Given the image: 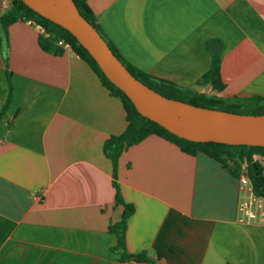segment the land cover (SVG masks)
Wrapping results in <instances>:
<instances>
[{"label": "crops", "instance_id": "obj_1", "mask_svg": "<svg viewBox=\"0 0 264 264\" xmlns=\"http://www.w3.org/2000/svg\"><path fill=\"white\" fill-rule=\"evenodd\" d=\"M87 4L140 70L208 95L264 96V0ZM39 32L15 21L0 45V107L6 69L12 84L0 117V264H124L110 249L116 236L107 227L123 207L114 203L102 149L124 130V108L72 49L42 50ZM213 39L221 44V91L197 82L216 54L207 46ZM117 180L134 206L128 251L146 250L161 264H264V211L238 221L237 176L212 157L151 134L120 154Z\"/></svg>", "mask_w": 264, "mask_h": 264}, {"label": "trees", "instance_id": "obj_2", "mask_svg": "<svg viewBox=\"0 0 264 264\" xmlns=\"http://www.w3.org/2000/svg\"><path fill=\"white\" fill-rule=\"evenodd\" d=\"M81 15L90 22L105 39L108 46L125 67L140 81L170 98L179 99L195 105L227 110L238 113L261 114L264 113V96L252 95L246 97L223 98L216 95H208L177 85L174 82L156 78L147 72L130 64L115 48L111 41L101 31L96 22L92 10L87 4V0H73ZM19 20H29L33 25H38L42 31L38 33L37 42L40 48L46 52L60 55L65 50L57 43L62 39L70 44L72 49L82 60H84L93 72L97 75L100 83L109 93L120 99L125 111L126 125L124 130L118 134H110L103 142L102 149L104 155L110 159L112 167V185L114 188V203L120 204L123 209L120 219L109 223L107 230L116 236V243L110 248L119 253V259L124 264H135L146 262L149 264H161L154 261L146 250L130 252L125 244V229L127 221L134 206L124 200L121 194L120 185L117 180L118 158L120 154L129 146L137 143L148 135H158L180 148L181 151L195 155L204 153L216 161L220 162L232 174L238 175L240 165L247 164L249 175L252 181V191L255 195L264 199V173L262 172L260 158H264V146L248 144H229L217 141H195L177 136L157 122L140 114L129 97L116 85H114L102 72L94 58L77 41L66 28L45 18L22 0H9L7 8L0 14V45L6 47L8 44V25ZM8 82V96L0 107V117L7 107L11 90V71L6 69ZM199 84H210L216 91L224 88V83L220 77V55L211 54L210 64L207 70L197 80ZM257 156V157H255ZM258 170L262 175V184L258 187L254 182V172Z\"/></svg>", "mask_w": 264, "mask_h": 264}, {"label": "water", "instance_id": "obj_3", "mask_svg": "<svg viewBox=\"0 0 264 264\" xmlns=\"http://www.w3.org/2000/svg\"><path fill=\"white\" fill-rule=\"evenodd\" d=\"M28 7L66 28L94 58L104 75L120 88L143 116L177 136L195 141L264 146V113H238L170 98L137 79L118 59L105 39L79 12L73 0H22ZM212 53L221 44L210 40ZM256 186L262 175L254 172Z\"/></svg>", "mask_w": 264, "mask_h": 264}, {"label": "built area", "instance_id": "obj_4", "mask_svg": "<svg viewBox=\"0 0 264 264\" xmlns=\"http://www.w3.org/2000/svg\"><path fill=\"white\" fill-rule=\"evenodd\" d=\"M0 4L2 9H5L9 5V0H1ZM38 27L42 31V28L40 26ZM57 43L61 45L65 50L70 49V44L62 39H59ZM260 162H261L262 172L264 173V158H261ZM237 180L239 185V198L237 202V212H238L237 219L240 222L255 221L263 214L264 199L260 196L255 195L252 191V181L249 175L247 164L242 163L240 165L237 175Z\"/></svg>", "mask_w": 264, "mask_h": 264}]
</instances>
